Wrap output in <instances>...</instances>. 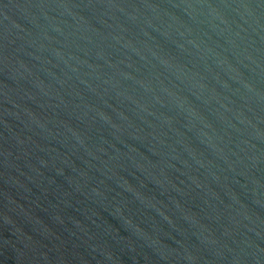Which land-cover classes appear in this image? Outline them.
<instances>
[{
  "label": "water",
  "instance_id": "95a60500",
  "mask_svg": "<svg viewBox=\"0 0 264 264\" xmlns=\"http://www.w3.org/2000/svg\"><path fill=\"white\" fill-rule=\"evenodd\" d=\"M0 264H264V0H0Z\"/></svg>",
  "mask_w": 264,
  "mask_h": 264
}]
</instances>
